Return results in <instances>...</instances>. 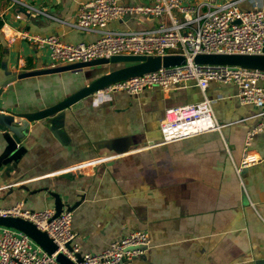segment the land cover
<instances>
[{"label":"crops","instance_id":"crops-1","mask_svg":"<svg viewBox=\"0 0 264 264\" xmlns=\"http://www.w3.org/2000/svg\"><path fill=\"white\" fill-rule=\"evenodd\" d=\"M90 0H0V88L14 74L52 67L47 49L9 38L19 30L56 34L65 43L92 42L98 32L71 26ZM214 1L216 4L228 0ZM150 5L151 0H122ZM242 9L264 8V0H239ZM21 13L22 18H16ZM171 23L167 15L123 14L106 29L139 31ZM7 30L6 33L3 31ZM123 64L100 65L17 79L0 95V112L32 113L51 107ZM221 130L164 142L160 122L167 108L201 101L195 84L166 91L152 86L137 94L117 91L97 103L67 108L29 123L13 153L0 129V207L19 201L35 211L73 210L72 229L82 253H99L134 231L149 233L146 253L121 264H264V130L251 148L262 160L237 171L258 108L242 104L238 86L212 81L206 90ZM112 155L93 176L81 171L49 174L71 164ZM5 159H10L4 162ZM3 226H0V236Z\"/></svg>","mask_w":264,"mask_h":264},{"label":"built area","instance_id":"built-area-1","mask_svg":"<svg viewBox=\"0 0 264 264\" xmlns=\"http://www.w3.org/2000/svg\"><path fill=\"white\" fill-rule=\"evenodd\" d=\"M12 6H32L23 0H10ZM163 16L171 23H161L157 29L139 31L107 30V25L123 14ZM21 19L22 14H16ZM72 27L85 32H98L92 42L65 43L58 35L32 34L19 30L8 37L28 40L39 49H47L53 66L88 62L115 55L165 56L183 54L186 62L181 65L161 67L142 75L111 83L93 94L100 103L112 93L125 91L137 94L146 88L160 86L166 91L187 88L195 83L204 93L201 101L171 106L166 109L160 122L164 142H173L206 132L221 130L223 124L215 116L212 100L206 90L212 81L233 83L238 86L242 104L258 108V124L248 131L244 153L237 171L258 164L262 158L252 148L256 133L264 130V70L238 65L200 64L195 56L201 53L260 54L264 50V8L242 9L239 0L216 4L214 1L151 0L150 5H125L122 0H90L80 5ZM3 31L6 33L7 30ZM19 145V144H18ZM113 156H98L71 164L49 174L65 171H81L82 177L93 176L98 168ZM2 217H20L33 222L46 232L58 249L54 253L44 250L28 234L11 227H4L0 236V264H59L58 253H63L76 264H121L143 256L151 244L145 230H134L99 253L85 252L78 261L80 252L78 234L72 229L73 210L69 208L57 215L55 208L35 211L19 201L10 207H0ZM70 246H69V245Z\"/></svg>","mask_w":264,"mask_h":264},{"label":"water","instance_id":"water-1","mask_svg":"<svg viewBox=\"0 0 264 264\" xmlns=\"http://www.w3.org/2000/svg\"><path fill=\"white\" fill-rule=\"evenodd\" d=\"M195 61L200 64L238 65L246 68L264 70V50L263 53L260 54L201 53L195 56ZM185 62L186 57L179 53L168 54L165 56L115 55L111 58H99L88 62L63 64L14 74L2 84L0 88V95L7 85L17 79L66 71L79 72L85 68L100 65L123 64V66L115 68L111 71L103 70L100 77L51 107L23 114L15 112H0V129L5 131L7 135L6 141L8 145L6 146V150H8L9 153H13L16 149V145L20 143V140L23 137L24 130L31 122L51 117L70 107L76 109L82 106L85 99L93 96L97 90L102 89L103 87L116 81L142 75L150 71H155L161 67L181 65ZM8 161H10V159L4 160L5 163ZM55 197V209L57 211V215H59L63 211V202L59 194H55ZM0 226L11 227L28 234L36 241V243L49 253H54L58 249V246L46 232L40 230L33 222L26 219L20 217L0 216ZM76 256L78 261L83 260V253L81 251L78 252ZM56 259L59 264H76L63 253H58Z\"/></svg>","mask_w":264,"mask_h":264},{"label":"trees","instance_id":"trees-1","mask_svg":"<svg viewBox=\"0 0 264 264\" xmlns=\"http://www.w3.org/2000/svg\"><path fill=\"white\" fill-rule=\"evenodd\" d=\"M1 24V23H0ZM3 67V54L0 52V69Z\"/></svg>","mask_w":264,"mask_h":264}]
</instances>
